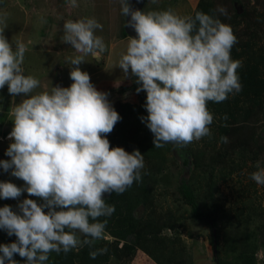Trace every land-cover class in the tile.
I'll return each mask as SVG.
<instances>
[{"label":"clouds","instance_id":"9594fccd","mask_svg":"<svg viewBox=\"0 0 264 264\" xmlns=\"http://www.w3.org/2000/svg\"><path fill=\"white\" fill-rule=\"evenodd\" d=\"M73 7L78 6L71 0ZM122 14L131 16L129 26L138 38H130L119 68L137 77V93L146 92V126L154 134L155 148L166 143L184 146L210 136L214 116L209 102L221 103L242 90L238 69L231 58L238 43L229 25L199 12L195 18L180 17L172 10L131 11L122 4ZM6 29V20L0 17ZM95 19L64 23L63 42L80 53L70 58V87H52L51 92L32 95L40 81L24 75L26 46L15 49L0 29V90L6 85L12 96L28 97L14 109V127L6 151L10 160L0 161L4 172L25 182L18 187L0 182V198L18 199L24 192L33 199L19 203L20 214L10 206L0 208V229L17 237L0 245V264H17L18 254L27 264H46L49 254L91 246L104 238L107 220L115 212L104 194H123L141 179L144 156L112 148L106 138L121 120L107 93L98 91L89 73L82 71L84 56L100 58L106 50L102 30ZM227 119V117H224ZM7 133V132H6ZM226 143L227 137H222ZM251 178L264 185V167ZM45 209H48L45 212ZM57 209H60L59 211ZM83 237V238H82ZM106 249L91 251L95 259Z\"/></svg>","mask_w":264,"mask_h":264},{"label":"rangeland","instance_id":"374dc122","mask_svg":"<svg viewBox=\"0 0 264 264\" xmlns=\"http://www.w3.org/2000/svg\"><path fill=\"white\" fill-rule=\"evenodd\" d=\"M199 1L147 0L145 14L169 4L175 7L176 15L191 17ZM205 1L213 4L215 19L232 28L238 40L234 46L248 43L264 53V0ZM76 3L78 6L73 7L71 0H0V17L5 18L7 25L6 29L0 25V29L4 30L14 49L18 42L27 45L24 61L28 62L24 75L40 81L32 93L36 95L50 93L52 87L60 85L67 88L73 83L70 58L81 54L63 42L64 23L91 18L102 25V30L97 29L95 34L102 37L106 50L100 53V58L84 56V63L79 67L89 73L98 91L108 94L112 107L117 103L134 107L131 109L135 112L134 117L121 127L115 125L106 136L112 148L119 144L124 146L118 140L121 131H129L140 124L141 118L135 115L138 110L141 109L144 117L148 116L147 94L137 93L136 89L141 86L136 83L137 77L131 75V70L125 75L119 68L130 39L124 31L125 15L122 14V4L126 0H76ZM9 95L15 99L14 109L20 95L23 99L28 98L23 94L12 96L6 85L0 90L1 109L8 107ZM14 109L7 116L0 113L2 135L6 132L5 124L14 119ZM210 131V136L199 141L177 145L178 151L186 155V165L182 163L184 158L170 148L167 150V146L164 162L156 164L144 159L140 171L144 181L140 179L133 185L145 186L148 198L134 213L136 229L128 239H116L105 231L104 238L94 241L91 246L68 253L52 252L48 261H59V256L64 255L69 257V264H91L93 260L89 253L106 249L97 257H106L107 264H217L212 248V236L217 235L221 264H264V185H258L251 178L252 173L258 171V164L264 167V96L254 107H244L237 113L236 120L227 125H219L214 116ZM222 137H227L226 143ZM10 144L0 142V161L7 160L1 152L6 153ZM125 151L132 154L130 150ZM2 172L0 182H22L23 185L18 187H25L23 180L11 173L8 180L7 172ZM183 179L192 187L200 210L214 218L215 231L192 217L178 191ZM35 198L27 192L18 199L0 198V208L10 206L20 214L19 203L24 199L36 201ZM16 241L17 237L0 229V245ZM13 259L17 264H27L18 254Z\"/></svg>","mask_w":264,"mask_h":264},{"label":"trees","instance_id":"16d2710c","mask_svg":"<svg viewBox=\"0 0 264 264\" xmlns=\"http://www.w3.org/2000/svg\"><path fill=\"white\" fill-rule=\"evenodd\" d=\"M199 12L211 15L213 18L216 17L213 4L205 0H200L198 2L191 17L195 18L196 14ZM231 58L233 60L241 61V67L238 69V75L242 85V90L239 93H236L237 96L229 94L228 99L224 102L208 103V108L212 110L219 125H227L229 122H233L237 118V113L242 111L244 107H254L264 96V53L259 49H255L253 45L247 43L237 47L234 46L231 50ZM113 108L121 117V120L116 124L120 127L127 124L134 117L135 112L131 111L134 107H131L128 104L117 103L113 106ZM135 115H139V117L136 118L144 117L141 109L138 110ZM224 117H227V119H224ZM118 140L122 141L120 143L124 144V146L119 144L114 146V148H125V150H130L132 153L139 150L141 155H143L144 159L148 162H155L156 164L159 161L164 162V148L167 146V150L170 148L174 153L177 154L178 152V155L184 158L182 161L184 165L188 163L185 157L186 155H182L178 151L177 145L173 143H166L163 147L155 148L153 142L154 134L146 126V121L142 122L141 119L140 124L131 127V130H122ZM141 181L143 182L144 178L141 179ZM134 185L130 186L123 194H104L106 204L110 206L114 205L115 212L111 217H101L99 220L101 222L107 220L105 231L112 237L119 240H126L135 232V224L137 221L134 213L147 202L148 197L144 192L146 191L145 186ZM178 191L185 204L190 208L192 217L196 220L205 222L208 227L215 231L216 222L214 218L200 210L197 198L189 182L184 179L181 180L178 186ZM35 199L38 204L44 203H41L37 197ZM57 210L59 211L60 209ZM47 211L48 209H45V212ZM212 237L213 254L217 264H221L218 259L217 235ZM85 256L87 257L88 255L85 254ZM59 257V261H57V259L51 263L47 261L46 264H69V257L64 255ZM92 260L93 262L91 264H107L108 261L106 257H96ZM85 264H88V262H85Z\"/></svg>","mask_w":264,"mask_h":264},{"label":"crops","instance_id":"0c3cea01","mask_svg":"<svg viewBox=\"0 0 264 264\" xmlns=\"http://www.w3.org/2000/svg\"><path fill=\"white\" fill-rule=\"evenodd\" d=\"M147 2V1H146ZM146 4V3H145ZM145 6V5H144ZM163 8H166V9H170V10H172V11H176V10H174V8L175 7H172V6H170L169 4H164V5H162V6H158V9L157 10H160V11H164L163 10ZM157 10H155L154 9V11H156V12H158ZM142 12H144L145 13V8L143 7V10H142ZM27 46V45H26ZM26 62H28V61H24V63H23V65H22V68H23V70L25 71L26 70ZM64 75V74H63ZM59 87H61V85L59 86ZM9 92V91H8ZM22 100H23V98L21 97V95H20V100H19V104L22 102ZM14 102H15V99L13 98V97H11L10 95H9V99H8V107L4 110V109H1V107H0V113H4L5 114V116H7V115H10V113L12 112V110L14 109ZM16 104V103H15ZM12 114V113H11ZM6 125V129H5V131L6 132H8L9 130H11L12 128H13V125H14V122H13V120L12 121H9V123H7V124H5ZM8 130V131H7ZM5 132V133H6ZM0 135H2L1 133H0ZM2 154H4L5 156H7L4 152H1ZM0 158H2V155L0 156ZM10 160V158L7 156V160ZM4 160V159H3ZM6 160V159H5ZM2 171H3V169H1ZM0 170V177H1V174H3V172ZM11 169L6 173V177L8 178V180H10V177H9V175H10V173H11ZM5 177V176H4ZM5 177V178H6ZM15 183H16V181H14ZM14 183V184H15ZM21 185H23V183L21 182L20 183ZM20 184H16L17 186H19ZM20 201H21V199H20Z\"/></svg>","mask_w":264,"mask_h":264},{"label":"water","instance_id":"95a60500","mask_svg":"<svg viewBox=\"0 0 264 264\" xmlns=\"http://www.w3.org/2000/svg\"><path fill=\"white\" fill-rule=\"evenodd\" d=\"M147 0H128L131 11H141L143 10V7L145 5ZM127 2V0H126ZM131 20V16H125V26L124 31L129 38H138V35L134 28L129 26V21Z\"/></svg>","mask_w":264,"mask_h":264},{"label":"built area","instance_id":"2783aa9c","mask_svg":"<svg viewBox=\"0 0 264 264\" xmlns=\"http://www.w3.org/2000/svg\"><path fill=\"white\" fill-rule=\"evenodd\" d=\"M14 127V125H13ZM13 129V128H12ZM11 130H9L7 133H5L4 135H1L0 136V142H6V143H12L14 142V140H10L8 137H9V134L11 133Z\"/></svg>","mask_w":264,"mask_h":264}]
</instances>
